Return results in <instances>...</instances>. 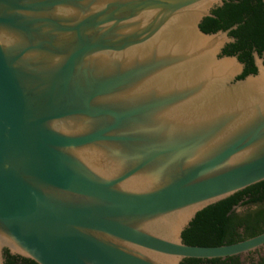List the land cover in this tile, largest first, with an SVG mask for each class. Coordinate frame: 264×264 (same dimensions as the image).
Listing matches in <instances>:
<instances>
[{
    "label": "water",
    "instance_id": "1",
    "mask_svg": "<svg viewBox=\"0 0 264 264\" xmlns=\"http://www.w3.org/2000/svg\"><path fill=\"white\" fill-rule=\"evenodd\" d=\"M218 0H0V264H180L204 208L264 181V79L199 30Z\"/></svg>",
    "mask_w": 264,
    "mask_h": 264
},
{
    "label": "trees",
    "instance_id": "2",
    "mask_svg": "<svg viewBox=\"0 0 264 264\" xmlns=\"http://www.w3.org/2000/svg\"><path fill=\"white\" fill-rule=\"evenodd\" d=\"M241 209L242 211H237ZM264 232V181L198 212L182 233L189 246L217 247L234 244ZM4 264H36L4 251ZM180 264H243L240 256L225 259H184ZM257 264H264V256Z\"/></svg>",
    "mask_w": 264,
    "mask_h": 264
},
{
    "label": "flooded vegetation",
    "instance_id": "3",
    "mask_svg": "<svg viewBox=\"0 0 264 264\" xmlns=\"http://www.w3.org/2000/svg\"><path fill=\"white\" fill-rule=\"evenodd\" d=\"M198 27L206 35L219 34L223 44L217 59H235L238 75L234 82L258 75L259 66L264 68V0H218ZM263 256L261 249L240 260L257 264Z\"/></svg>",
    "mask_w": 264,
    "mask_h": 264
},
{
    "label": "bare ground",
    "instance_id": "4",
    "mask_svg": "<svg viewBox=\"0 0 264 264\" xmlns=\"http://www.w3.org/2000/svg\"><path fill=\"white\" fill-rule=\"evenodd\" d=\"M259 79H264V70H260Z\"/></svg>",
    "mask_w": 264,
    "mask_h": 264
},
{
    "label": "rangeland",
    "instance_id": "5",
    "mask_svg": "<svg viewBox=\"0 0 264 264\" xmlns=\"http://www.w3.org/2000/svg\"><path fill=\"white\" fill-rule=\"evenodd\" d=\"M243 261V260H242ZM245 261V260H244Z\"/></svg>",
    "mask_w": 264,
    "mask_h": 264
}]
</instances>
